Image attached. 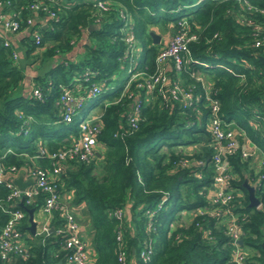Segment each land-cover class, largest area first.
I'll use <instances>...</instances> for the list:
<instances>
[{
	"label": "trees",
	"instance_id": "obj_1",
	"mask_svg": "<svg viewBox=\"0 0 264 264\" xmlns=\"http://www.w3.org/2000/svg\"><path fill=\"white\" fill-rule=\"evenodd\" d=\"M95 1L0 0V13L20 24L13 34L22 31L15 40L0 31V163L14 164L19 172L34 164L48 165L45 156H35L39 144L48 150L68 144L71 135L78 132L80 120L101 104L103 125L97 138L103 152L88 162L68 160L60 175V187L73 191L75 203H86L95 249L90 264H120L121 251L127 264H226L233 242L224 232L223 216L197 213V208L213 207L207 196L213 171L209 166L208 110L203 88L191 71L205 73L216 89L214 95L221 102L223 118L234 121L264 150V69L259 59L264 56V45L253 44L254 24L261 27L259 36H264V14L260 12L264 0H106L111 2L109 10H98ZM35 2L42 3L38 9L31 8ZM43 5L54 15L42 9ZM120 9L132 21L137 53L131 57L125 56ZM244 17L251 25L241 22ZM30 18L33 22L28 23ZM180 20H187L198 34V39L190 42L193 61L186 63L181 74L184 83L196 85L200 97L183 108L174 100H147L141 92V119L138 127L130 130L127 113L134 97L124 94L118 101L103 102L121 95L131 72L154 69V58L163 42L153 43L150 31L170 29L173 33ZM90 23L96 27L88 31ZM215 32L218 37L212 36ZM84 34L81 55L67 57ZM21 57L42 72L27 93L22 91ZM74 77L78 79L72 80ZM97 81L103 82L101 91L87 100L71 121H63L58 103L61 86L80 90ZM34 87L40 96L33 94ZM130 87L133 89V84ZM191 144H200L204 150H183ZM182 157L192 162L183 166L178 163ZM257 157L243 158L239 152L230 157L236 174L230 185L241 193L232 207L240 215L241 247L249 250V264H264V187L255 188L259 205L251 206L243 186L244 178L251 181ZM8 192L1 182V204H5ZM39 204L40 199L22 206L17 202L13 208L35 210ZM116 208L123 210L122 219L111 213ZM181 213L190 216L189 222L173 227ZM7 217L0 206V226ZM28 224L26 213L19 227L29 255L0 259V264H68L69 250L63 248L66 231L59 210L53 211L52 230L47 234H31ZM149 240L151 252L143 260L139 253Z\"/></svg>",
	"mask_w": 264,
	"mask_h": 264
},
{
	"label": "built area",
	"instance_id": "obj_2",
	"mask_svg": "<svg viewBox=\"0 0 264 264\" xmlns=\"http://www.w3.org/2000/svg\"><path fill=\"white\" fill-rule=\"evenodd\" d=\"M41 4V2H35L31 5V8L38 9ZM95 4L98 10H109L111 8V2L106 0H96ZM42 9L46 10L50 16L54 15V12L49 11L45 5H43ZM260 12L264 14V10L261 9ZM118 14L124 20L122 38L126 45L125 56L131 57L137 51L132 21L127 18L123 10L120 9ZM27 22L31 23L33 20L30 18ZM241 22L246 25H251L252 23L245 17L241 19ZM0 23L4 30L10 33L17 31L20 26L18 20L5 13H0ZM253 29L255 34L253 44L255 46L264 45V36H259L261 27L258 24H254ZM34 36L36 40L39 39L37 33ZM212 36L218 37L219 34L215 32ZM197 39L198 34L190 29L187 20H180L169 40L156 53L154 69L152 71L137 70L131 72L121 95L113 100H105L103 104L107 105L118 101L124 94L128 97H134L131 108L127 113V122L131 130L138 127L141 119L142 102L139 98L141 92L145 94L147 100L155 97H158L164 103L174 100L179 102L183 108L196 103L200 97L196 92V85L194 83H184L181 72L185 68L186 63L193 61L190 52V42ZM13 56L14 58L17 57L16 51ZM199 63L207 64L204 62ZM130 69L128 70L130 71ZM229 71L233 72L231 69ZM87 73L88 71L85 70L83 75L85 76ZM191 76L199 81L203 88V103L208 110L207 128L211 134V139L208 142L212 150L209 166L213 171L212 185L207 192L213 207L197 208V213L208 212L213 215L223 216L224 232L230 236L233 242L230 257L226 264H249L246 261V252L241 247V244L237 242L239 238H242L239 223L240 215L233 211L232 206L236 196L241 193L230 185L232 179L236 177V174L232 171L230 157L238 152L243 158H247L250 155L256 156L257 154L258 157L255 161L257 164L252 165L253 175H251V181H248L255 188L257 186L264 187V150L250 141L245 131L238 127L234 121H227L223 118L221 102L214 95L216 89L212 88V83L205 73L201 70H195L191 71ZM84 78L87 79L86 76ZM77 79L78 77H74L72 80L76 81ZM102 84V81H97L85 89L80 88V90L79 88L73 89L67 85H62L58 96L62 120L65 122L71 121L74 114L83 110L86 101L101 91ZM131 84L134 86L133 89L130 87ZM33 94L40 96V91L37 87L33 88ZM261 104V113L264 120V100H262ZM196 111L198 115L202 114L200 109ZM90 112L87 117L80 120L78 132L75 135H71V140L68 144L54 150H48L45 146L39 144L38 153L35 156H45L48 159V165L34 164L19 172L14 164L4 166L0 163V183L4 181L9 188L5 204H1L0 201L1 209L8 214V217L0 226V259L10 260L14 256L26 258L29 255L28 247L19 227L22 219L26 216V212L20 208L13 207L20 200L30 204L40 199L39 205L45 213L51 215L57 209L64 219L63 231H66V236L63 241V248L69 250L67 263L89 264L87 244L79 234V223L74 212L60 201L62 192L60 175L68 160L88 162L97 154L98 146L101 145L97 137L103 125L102 111L95 114ZM248 143H252V149L248 147ZM191 162L192 160L187 157H182L178 160V163L183 166L189 165ZM197 163L200 164L203 161L197 160ZM21 173L25 174L24 180L31 179L29 184L23 189H20L13 181ZM111 213L119 219L123 217L121 208H116ZM149 226L150 223L148 224ZM49 232L50 224L47 222L40 224L36 228L37 234H47ZM117 239L119 241L122 240L121 229L117 232ZM150 252L151 242L149 240L146 242L145 247L140 250L139 255L143 260H146ZM125 255L124 251L120 252L118 257L120 264H127Z\"/></svg>",
	"mask_w": 264,
	"mask_h": 264
},
{
	"label": "crops",
	"instance_id": "obj_3",
	"mask_svg": "<svg viewBox=\"0 0 264 264\" xmlns=\"http://www.w3.org/2000/svg\"><path fill=\"white\" fill-rule=\"evenodd\" d=\"M40 21H41V23L44 22L43 19H40ZM0 31L3 32V34L5 36H7L8 38L12 37L14 40L19 39L20 34L22 33V31L19 32L18 34H13V33L7 32L6 30H4L1 23H0ZM156 33H158V32H156ZM158 34L160 35V41L162 40L163 45L170 38V36H169V38L167 40H166V38L164 39V35H163L164 32H163V34L162 33H158ZM85 37H86V34H84L81 41H79L73 47V49L66 55L67 57L78 58L81 55V53L83 51V43L86 39ZM21 61L23 62L22 64L24 66V80H23L22 91L27 93L32 89V87L34 85V78L39 73H42V72L34 67L36 64H32L29 60L24 59V57H21ZM96 113H98V112H96ZM247 145L250 149L253 148L252 143H248ZM101 146L102 145L98 146L97 154H99ZM185 147H184V149L188 148L187 146H185ZM19 175H22V177H25L24 173H21ZM60 201L63 204H66V206H68L74 212L76 220L79 223V234L82 237V239L85 240V242L87 244L86 247H87V251H88V259H89V264H90L93 257L95 256V249H94L93 243H92L93 228H92L90 216L87 212L86 203L84 201L79 202V203H75L73 191L68 190V189H64V188H62V192L60 195ZM33 219L37 221L38 226L44 222H47L48 224H50L51 219H52V214L49 215V214L45 213L42 210V208L40 207V205H38V208L34 210ZM50 230H52L51 226H50Z\"/></svg>",
	"mask_w": 264,
	"mask_h": 264
},
{
	"label": "water",
	"instance_id": "obj_4",
	"mask_svg": "<svg viewBox=\"0 0 264 264\" xmlns=\"http://www.w3.org/2000/svg\"><path fill=\"white\" fill-rule=\"evenodd\" d=\"M43 27H45V24L43 25ZM95 27H96L95 23H90L89 26L87 27V30L90 31V30H92ZM150 35L152 36L153 43H159L160 42V35L158 33H156L155 31L151 30L150 31ZM259 59H260V61L262 63L263 69H264V56L260 55ZM13 181L20 189H23L24 187H26V185L29 184L31 179L28 178V179L24 180L22 175H18L16 178H14ZM243 186L247 190L249 204L251 206H258L259 205V198L255 194V186L253 184H251L248 181L247 178H244ZM19 204L22 206V205H24V202L22 200H20ZM25 211L27 213V218H28V221H29V224L27 226L28 230H29V232L31 234H35L36 233V228H37V221L33 219L34 208L33 207H25ZM237 242L239 244H242L243 243V239L239 238L237 240ZM70 264H73V263H70Z\"/></svg>",
	"mask_w": 264,
	"mask_h": 264
},
{
	"label": "rangeland",
	"instance_id": "obj_5",
	"mask_svg": "<svg viewBox=\"0 0 264 264\" xmlns=\"http://www.w3.org/2000/svg\"><path fill=\"white\" fill-rule=\"evenodd\" d=\"M165 30V29H164ZM161 31V30H160ZM162 32V31H161ZM163 32H164V34H163ZM162 32V34L164 35V39L166 38V40L169 38V36H171V32H170V29H166V31H163ZM137 52H135V54H136ZM117 77V76H116ZM101 104H98L97 106H95V107H93L92 109H91V112L90 113H92V114H94V113H96V112H100L101 111ZM95 111V112H94ZM80 113V112H79ZM188 148L187 149H183V150H185L187 153H193V152H200L201 150H204L203 148L204 147H202V145H200V144H191V145H188L187 146ZM177 148H179L178 146H177ZM186 148V147H185ZM180 149V148H179ZM103 146H101V148H100V152H103ZM162 150H166V146H163L162 147ZM257 163L255 162L254 164H252L253 166L254 165H256ZM210 165H211V163H210ZM38 208V207H37ZM36 208V209H37ZM182 214V216L180 217V218H178V219H176L175 221H174V224H173V227H175V225L177 224V223H180V222H182V223H188L189 222V220H190V216H188L187 215V213H181ZM192 215V214H191ZM244 250V249H243ZM247 250V249H246ZM244 250L245 252H246V254L249 252V250Z\"/></svg>",
	"mask_w": 264,
	"mask_h": 264
}]
</instances>
